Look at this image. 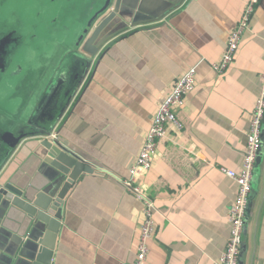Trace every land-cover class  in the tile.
<instances>
[{"label":"crops","instance_id":"0c3cea01","mask_svg":"<svg viewBox=\"0 0 264 264\" xmlns=\"http://www.w3.org/2000/svg\"><path fill=\"white\" fill-rule=\"evenodd\" d=\"M246 1L122 0L120 14L99 37L96 56L82 51L91 18L79 43L52 47L50 73L40 72L27 99L21 93L0 96V137L54 127L60 143L94 170L78 179L64 201L51 264L133 263L142 203L120 180L128 176L159 103L192 66L195 87L176 112L183 127H169L138 179L157 209L147 264H219L236 194L220 167L241 168L264 72V0L231 67L218 74L212 65ZM94 2L97 11L105 0ZM30 94L38 96L35 102ZM36 140L26 138L8 158L0 157V181L20 169L37 186L49 179V168L33 163ZM260 147L238 264H264V128ZM37 235L16 214L0 211L1 245L10 253L18 245L34 246Z\"/></svg>","mask_w":264,"mask_h":264},{"label":"water","instance_id":"95a60500","mask_svg":"<svg viewBox=\"0 0 264 264\" xmlns=\"http://www.w3.org/2000/svg\"><path fill=\"white\" fill-rule=\"evenodd\" d=\"M121 3L122 0H105L103 6L93 15L84 32L88 33L82 45L84 53L91 56L98 54L99 37L120 14ZM52 92L53 88L48 97ZM27 125H30V121ZM53 128L44 126L35 131L21 133L17 137L11 133H4L0 137L3 144V147H0V157L3 158L9 157L10 152L24 139L36 138L33 163L37 166L44 164L50 171L49 179H45L40 186L35 185L28 170L23 169L18 170L5 182L0 181V211L4 214H16L21 224L38 233L34 246L18 245L13 254L1 245L0 238V264H18L19 259V264H51L55 238L63 217L64 201L82 175L94 172L89 165L80 161L60 143L58 132L54 134ZM260 150L261 147L258 153ZM57 184L60 186L56 187ZM11 254L13 257H10Z\"/></svg>","mask_w":264,"mask_h":264},{"label":"built area","instance_id":"2783aa9c","mask_svg":"<svg viewBox=\"0 0 264 264\" xmlns=\"http://www.w3.org/2000/svg\"><path fill=\"white\" fill-rule=\"evenodd\" d=\"M259 0H247L238 21L228 34L225 49L220 60L213 64L218 74L226 72L233 64L243 34L248 29L252 14ZM261 90L255 101L246 137L245 151L238 172L220 167V171L236 184L235 198L227 211L229 236L219 257V264H238L242 247V235L246 224V209L251 194V181L258 150L261 145L262 119L264 115V72L261 76ZM195 87V66L189 67L174 83L168 94L159 103L146 132L139 153L128 170V176L120 180L122 186L142 203V220L132 264H147L148 241L155 234L154 214L157 209L153 200L139 185V177L147 171L157 153V142L164 138L169 127L180 131L183 127L177 117V110L184 104L187 95Z\"/></svg>","mask_w":264,"mask_h":264},{"label":"rangeland","instance_id":"374dc122","mask_svg":"<svg viewBox=\"0 0 264 264\" xmlns=\"http://www.w3.org/2000/svg\"><path fill=\"white\" fill-rule=\"evenodd\" d=\"M94 1L0 0V35L12 32L11 42L2 56L0 96L21 93L27 99L26 95H29L27 93L33 81L36 83L40 72L44 71L46 75L50 73L52 47L79 43L88 21L98 11V4ZM45 58L49 63L45 61L43 68L40 62ZM8 60L12 67L7 66ZM19 67L23 69L22 74ZM9 68L8 76L2 82L1 75ZM13 76L15 79L12 81ZM30 95V102H35L38 96Z\"/></svg>","mask_w":264,"mask_h":264},{"label":"flooded vegetation","instance_id":"af4514ba","mask_svg":"<svg viewBox=\"0 0 264 264\" xmlns=\"http://www.w3.org/2000/svg\"><path fill=\"white\" fill-rule=\"evenodd\" d=\"M12 32L7 33L5 36L0 35V68H2V56L5 53V49L11 42Z\"/></svg>","mask_w":264,"mask_h":264}]
</instances>
